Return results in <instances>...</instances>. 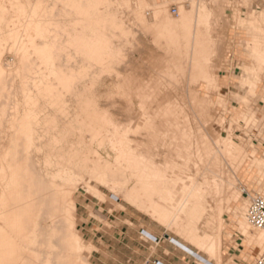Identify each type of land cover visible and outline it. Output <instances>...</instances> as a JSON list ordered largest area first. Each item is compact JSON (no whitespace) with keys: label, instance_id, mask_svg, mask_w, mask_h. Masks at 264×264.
I'll list each match as a JSON object with an SVG mask.
<instances>
[{"label":"bare ground","instance_id":"1","mask_svg":"<svg viewBox=\"0 0 264 264\" xmlns=\"http://www.w3.org/2000/svg\"><path fill=\"white\" fill-rule=\"evenodd\" d=\"M44 1L37 0L29 11L28 4L24 6L18 0L14 3L18 23L23 20L24 40H19L17 28L8 30V38L16 45L17 53H13L22 66H27L25 62L33 54L43 66V72L41 77L34 78L32 85H20L24 97L34 95L42 100L25 101L27 108L24 107L19 118L18 133L23 137L22 142L26 141L22 157L18 155V160L6 169L0 166V264H10L13 248L21 252L17 255V264H80L84 246L82 237L75 232L74 191L81 186L94 198L105 200L91 181L164 229L185 234L209 256L208 262L201 264H236L237 255L225 262L222 260L226 242L221 237L220 224L214 238L208 235L197 238L193 221L211 216L208 212L217 218L239 212L242 189L238 185H242L243 177L248 182L257 177L264 180V153L259 156L256 151H245L229 132L210 136L204 119L208 115V103L195 110L190 108L196 97L191 89H188V101L182 95L177 98L180 95L175 92L186 75L190 84L199 80L213 82L211 59L216 55L217 43L210 31L218 26V19L213 18L212 11L220 7L222 0L198 4L177 0L180 10L177 20L169 18L167 1L132 0L130 5L128 0H123L140 20L142 11L148 7L158 15V23L153 27L154 41L172 58L173 67L164 73L173 92L162 95L166 106L161 114L148 111L147 105L159 94L128 90L120 94L117 86L116 94L101 91V77L95 75L113 57L110 41L104 35L112 6H105L103 0H52L48 13L41 6ZM0 15L1 30L6 25V14ZM260 28L262 33L253 39L251 64L246 68L251 76H260L264 70V28ZM1 34L0 43L5 39ZM4 72L0 67V83L4 81ZM247 80L249 89L257 93V83ZM162 86L160 83L156 88ZM30 90L34 94H28ZM67 95L70 101L65 100ZM115 97L124 99L125 115H121L123 107ZM117 107H121L118 108L121 114L113 109ZM158 120L175 129L168 147L166 142L158 143L160 136L155 128ZM120 125H128L123 136L118 130ZM143 126L147 137L146 156L138 161L125 136ZM160 147L177 154V158L170 161L166 157L161 163L167 172L155 161L162 155ZM119 160L124 164H118ZM254 163L258 166L254 167ZM170 171L176 179L167 175ZM174 188L181 190L176 192ZM253 196H264V187L259 195ZM249 204L250 201L233 229L243 245L244 252L239 258L251 257L252 251H261L264 247V230L253 228L248 222ZM225 206L228 211L224 210ZM6 228L14 233L13 237L7 236Z\"/></svg>","mask_w":264,"mask_h":264},{"label":"rangeland","instance_id":"2","mask_svg":"<svg viewBox=\"0 0 264 264\" xmlns=\"http://www.w3.org/2000/svg\"><path fill=\"white\" fill-rule=\"evenodd\" d=\"M0 1V13L3 15L6 14L4 24L9 26L7 28L6 25H2V29L0 30V33H2L1 36L5 38L1 41L3 45L0 43V50L2 51H0V67L6 71V73L4 72V81L0 83V166L3 165L6 169L7 165L14 163L16 159L18 160V155L22 157V149L23 146L26 145V141L24 140V142H22L23 137L18 133L19 118H21L20 116H22L24 110L27 108L25 101L38 100L34 95L28 99L24 97V94L20 91V85H32L37 78L41 77L40 73L43 72V66L35 60V55L33 54L29 56L28 60L25 62L27 64L26 67H23V64H21L17 56H15L14 53H17L15 49L16 45L12 39L8 38L10 34L8 30L10 27L17 28L21 36L19 40H24L23 20H20L18 23L17 7L14 5L17 0ZM18 1L20 3L22 2L24 6L28 4L29 8L28 6L26 7L28 11L31 10V6L35 5L37 2V0H34L35 2L30 0V2L32 1V5H30V2L28 3L29 0L27 3L26 0ZM51 1L52 0H45L42 3L43 5L41 6L43 9L46 7L44 11L48 12V10H51ZM128 1L130 5L133 4L132 0ZM153 1H167L166 12L169 18L172 20H177L179 18L180 10L177 0ZM191 1H193L194 4H198L200 2H207L208 0ZM46 2L48 5H46ZM103 3L105 6L113 7L112 16L108 19L109 21L106 22V28L104 29V35L110 41V49H113V57L106 62V68L95 75L97 77L99 76L98 78L101 77L99 79L103 84L102 85L99 81V86L103 89H101V91H104V94L108 91L114 94L115 89L118 87L119 89H116L118 92H116L120 94L123 93V90L124 92L128 90L131 93L146 95L152 93L156 95L159 94L160 96H158L157 99H150L147 105L149 106L148 111L161 114L166 106V98L162 97V95H168L173 92L168 87L170 85V80L164 73L166 70H173V67L171 65L172 58L169 55H165L163 51L158 48L157 45L159 44L154 41L155 35L153 27L158 23V15L148 7L142 11L140 20L135 15V12L131 11L123 0H103ZM44 4L46 6H44ZM47 6L49 7L47 8ZM1 7L3 8L1 9ZM173 7L177 9L176 14L172 13ZM3 15L2 18L4 19ZM212 16L214 19H218V26L210 31V35L216 39L217 43V56L215 55L211 59V72L214 80L213 82L199 80L190 84V82L187 81L188 79L186 80V75L185 79L183 77L182 81L176 86L175 92L180 95L177 98H181L182 95L183 98L188 101L187 93L188 89H191L196 97L193 106H190V108L200 110L201 104L208 103V115L205 116L204 119L208 122L205 123V130L210 136L217 137L229 132L233 140L238 143L242 149L248 152L256 151L259 156H262L264 153V70L260 76H251L246 72V68L251 64L249 56L254 42L253 39L261 35L262 31L259 30V28H264V0H225L224 2L222 0L220 7L212 11ZM11 52L14 53L12 54ZM7 67L8 69H6ZM10 69L13 71L11 72ZM228 75L234 77L237 84L234 85L232 89L226 90L221 86V80ZM249 78L257 83V93L255 94L248 87L247 79ZM15 80L18 81L15 83ZM160 83L164 86L156 88ZM13 85L15 86L14 88ZM120 89H122L121 92L119 91ZM13 90L14 92H12ZM28 94H34L33 90H30ZM67 96L65 100L70 101L69 96ZM114 99L123 107V111L120 110V112L123 113L121 114L119 112V107L113 109H115L116 112L118 111L117 113L125 115L127 107L124 109V99L120 100L122 97H115ZM39 101L42 100L39 99L38 102ZM118 104L116 106H118ZM6 106L7 108H5ZM42 107L47 108V106L43 104ZM42 107L40 106V109H42ZM110 110H112V108ZM115 110L113 111L115 112ZM127 126L128 125L119 126L118 130L121 132V136L128 130L126 128ZM155 128L158 130L160 136L158 143L166 142L168 147V143L171 141L170 137L175 132V129L172 127L168 128V126L159 120ZM125 138L133 148L138 161L144 159L146 156L144 145L147 142L146 128L144 126L135 128V131L127 133ZM21 144L23 145L20 146ZM167 147L166 150L160 147L162 155L155 158V161L165 172L167 171L161 163L166 160V157L168 158L167 160L170 161L172 158H177V154L167 150ZM21 157H19V160H21ZM117 163L121 165L124 164L123 160H119ZM252 165L254 167L258 166L255 163ZM167 175L175 179L177 178L171 171L168 172ZM245 179L246 178L243 177L242 185H238L239 189H242L241 199L238 203L240 204L239 212L235 214L225 213L220 215L219 218L215 217L214 213L208 212V214L212 215H207L208 217H206V219L201 218L193 221L195 225L194 234L197 238H203L204 235H208L211 239L214 238L217 236V228L218 224H220V234L226 242L223 246L222 255V260L224 262L230 257L237 255L238 257H234V262L236 264H252L260 252V249H255L252 251L251 257L239 258L244 252L243 245L242 242L238 240V233L233 230L237 227L238 219L241 216V212L244 211L247 203L250 201V196L259 195L260 189L264 187V180H261L259 177L254 178L252 182H248V179ZM90 183L93 187L96 186L95 188L101 192L105 200L104 198L103 201L94 198L86 193L81 186H78L74 191L75 232L82 237V245L84 246L80 264H96L95 255L93 254L96 248L92 245L91 239L85 236L84 232V224L87 223V221H91L95 225L102 227V231H108L118 224L130 226L139 232L145 230L146 233L142 240L147 249L152 253H156L158 249L156 244L159 240L155 236L161 237L162 240L166 238L168 242L173 243L176 247V253L173 255L176 262L178 261L181 263L183 261V255H187L191 258L194 262L193 264L208 262L209 256L203 250L198 249L185 234L177 235L166 228L164 229V227L157 224L144 213L137 211L124 201L118 200L114 194L99 186L95 181H91ZM174 189L176 192L181 190L179 188ZM111 203H113V205ZM115 206H118V208ZM224 210L228 211L226 206ZM128 218H131L132 223L127 220ZM6 231L7 236L13 237L14 233H11L9 228H6ZM229 235H231V238H228ZM147 239L152 241L156 239L157 241L154 243H147ZM11 250L12 254L9 258L10 264H17V255L21 252L16 248ZM165 255H167V252H165Z\"/></svg>","mask_w":264,"mask_h":264},{"label":"crops","instance_id":"3","mask_svg":"<svg viewBox=\"0 0 264 264\" xmlns=\"http://www.w3.org/2000/svg\"><path fill=\"white\" fill-rule=\"evenodd\" d=\"M234 77L231 75L223 77L221 86L229 90L236 85ZM237 91V90H236ZM239 92V91H238ZM131 222V218H128ZM132 223V222H131ZM85 236L92 241L96 248L93 251L96 264H193L194 262L187 255H183V261L176 262L173 255L176 253V247L164 238L155 236L159 242L156 244L157 252H150L142 238L145 230H138L124 225H115L108 231H102V227L95 225L91 221L84 224ZM146 242L154 243L147 239ZM178 250V249H177ZM232 251V250H230ZM167 252V255H165Z\"/></svg>","mask_w":264,"mask_h":264},{"label":"built area","instance_id":"4","mask_svg":"<svg viewBox=\"0 0 264 264\" xmlns=\"http://www.w3.org/2000/svg\"><path fill=\"white\" fill-rule=\"evenodd\" d=\"M172 13H177L175 7L172 8ZM247 219L252 227L264 230V196H253L250 199V204L247 210ZM156 241V239L153 240V242ZM252 264H264V247L258 253Z\"/></svg>","mask_w":264,"mask_h":264}]
</instances>
